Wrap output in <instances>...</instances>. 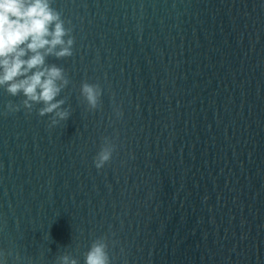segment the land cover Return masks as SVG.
I'll list each match as a JSON object with an SVG mask.
<instances>
[{
    "label": "water",
    "instance_id": "95a60500",
    "mask_svg": "<svg viewBox=\"0 0 264 264\" xmlns=\"http://www.w3.org/2000/svg\"><path fill=\"white\" fill-rule=\"evenodd\" d=\"M51 6L75 38L47 58L71 116L50 127L0 87L8 264H85L104 237L111 264H264V0ZM84 82L103 90L94 111ZM104 137L116 151L98 170Z\"/></svg>",
    "mask_w": 264,
    "mask_h": 264
},
{
    "label": "clouds",
    "instance_id": "9594fccd",
    "mask_svg": "<svg viewBox=\"0 0 264 264\" xmlns=\"http://www.w3.org/2000/svg\"><path fill=\"white\" fill-rule=\"evenodd\" d=\"M51 5L52 0H0V87L14 97L22 94V105L29 113L42 105L39 115L50 116L49 126L54 127L71 116L63 107L66 101L58 99L70 81L64 69L49 65L47 58L71 57L75 38L62 14ZM80 92L90 110L99 108L100 85L84 82ZM20 107L9 102L4 115L18 112ZM115 111L118 118L123 116L119 108ZM103 141L94 158L98 170L111 162L116 151L112 138L104 137ZM108 248L106 237L93 241L85 253V264H111ZM11 255V251L0 250V264H8ZM20 259L17 254L16 260ZM57 264H79V260L66 253L57 257Z\"/></svg>",
    "mask_w": 264,
    "mask_h": 264
}]
</instances>
